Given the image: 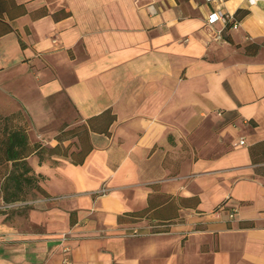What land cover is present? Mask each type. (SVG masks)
<instances>
[{
  "label": "crops",
  "instance_id": "crops-1",
  "mask_svg": "<svg viewBox=\"0 0 264 264\" xmlns=\"http://www.w3.org/2000/svg\"><path fill=\"white\" fill-rule=\"evenodd\" d=\"M8 1L0 115L41 148L0 264H264V0Z\"/></svg>",
  "mask_w": 264,
  "mask_h": 264
},
{
  "label": "trees",
  "instance_id": "trees-1",
  "mask_svg": "<svg viewBox=\"0 0 264 264\" xmlns=\"http://www.w3.org/2000/svg\"><path fill=\"white\" fill-rule=\"evenodd\" d=\"M15 8L16 12H22L19 6ZM9 9V1L0 0V37L13 30L9 23L2 20ZM40 148V145L31 144L29 126L21 112L0 116V189L6 203L25 201L28 188L37 185V177L32 174L26 159ZM166 227L169 225L161 224L154 226V229L163 232L167 230Z\"/></svg>",
  "mask_w": 264,
  "mask_h": 264
},
{
  "label": "built area",
  "instance_id": "built-area-1",
  "mask_svg": "<svg viewBox=\"0 0 264 264\" xmlns=\"http://www.w3.org/2000/svg\"><path fill=\"white\" fill-rule=\"evenodd\" d=\"M217 19H221L224 23H229L231 21L230 20L231 18H229L225 14L215 13V14L211 15V18H210L211 21H215ZM241 144H245V141H241ZM105 193H106V190L103 189V194H105ZM231 216H234V214H231ZM69 263H70V261L68 259H66L65 264H69Z\"/></svg>",
  "mask_w": 264,
  "mask_h": 264
},
{
  "label": "rangeland",
  "instance_id": "rangeland-1",
  "mask_svg": "<svg viewBox=\"0 0 264 264\" xmlns=\"http://www.w3.org/2000/svg\"><path fill=\"white\" fill-rule=\"evenodd\" d=\"M2 99V98H1ZM3 116V115H0ZM6 170H4L5 172ZM1 186V185H0ZM2 201L6 202L5 198H4V193L1 191L0 189V205H5L6 203H3ZM7 208H9V206H6ZM13 212H16V210L18 209V207H12L11 208ZM3 208L0 209V211L2 212Z\"/></svg>",
  "mask_w": 264,
  "mask_h": 264
}]
</instances>
